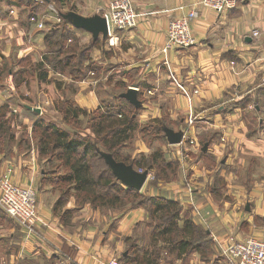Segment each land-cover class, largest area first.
Returning <instances> with one entry per match:
<instances>
[{
  "label": "crops",
  "instance_id": "obj_1",
  "mask_svg": "<svg viewBox=\"0 0 264 264\" xmlns=\"http://www.w3.org/2000/svg\"><path fill=\"white\" fill-rule=\"evenodd\" d=\"M112 1L47 5L36 16L43 29L29 22L28 10L12 6L0 13V106L8 104L15 117L10 127L20 130L28 115L44 112L26 98L20 103L21 97H35L38 85L50 86L51 79L57 99L73 86L72 101L89 113L104 110L103 102H108L96 94L106 89L99 84L105 79H114L113 87L124 84L120 98L135 90L138 106L125 101L139 109L137 123L166 124L164 139L153 143L158 149L148 152L161 151L165 161L178 164L177 179L169 183L153 184L152 171L134 169L147 172L138 192L178 202L220 257L193 251L172 264H231L224 256L228 247L251 238L264 241V0H237L234 9L221 14L202 7L200 0H130L138 24L116 31L115 46L108 45L107 36L93 35L72 22V14L102 18ZM191 10L197 12L191 25L194 46L163 54L169 23ZM59 28L71 37L64 49L74 43L79 57L87 52L82 64L89 70L77 81L48 66L45 80L34 71L51 54ZM22 61L28 64L26 70H21ZM18 72L29 75L28 86L24 79L15 86L13 74ZM114 97L108 98L113 105ZM165 130L181 133V142L170 145ZM41 162L33 145L24 152L14 143L0 145V178L8 174L12 183L35 189L38 211L34 233H29L0 208V264H107L124 254V239L146 218L145 212L103 215L89 205L76 207L73 199L59 204L55 195L41 190Z\"/></svg>",
  "mask_w": 264,
  "mask_h": 264
},
{
  "label": "trees",
  "instance_id": "obj_2",
  "mask_svg": "<svg viewBox=\"0 0 264 264\" xmlns=\"http://www.w3.org/2000/svg\"><path fill=\"white\" fill-rule=\"evenodd\" d=\"M42 1L45 6L37 5L35 0H0V3L6 2L7 5H11L10 7L28 10L32 13V17H36L38 11L45 10L47 5L60 6L64 0ZM53 37L57 38V41L50 49L51 54L44 57V62L36 64L34 68L38 79L45 80L47 77L46 66L55 71L59 70L74 81L85 76L89 69H85L82 63L87 57V52L81 53L79 57L77 46L74 43L64 49L67 40L71 38L64 28L56 29ZM24 62L19 63H22L21 70H25L28 65L26 61ZM21 76V72L13 74L15 86L20 85L18 84L20 80L16 84V79ZM119 94L115 95V98L120 104L113 105L112 102L102 101L105 103L104 110L96 109L90 113L79 109L72 100L70 101L66 97L61 100L57 99L54 103L55 110L61 114L63 119L74 122L83 115L88 119V127L84 136L79 132L70 135L67 131H61L52 124L46 123L47 125H45L43 121L36 122L33 127L35 132L40 134L36 146L38 155L40 157L45 155L55 157L60 162V166L63 164L62 167L65 171L60 180L71 185L75 194H81V199L85 202L82 205H89L92 210L103 215L117 211L125 212L120 211L121 209L145 212L146 218L137 223L132 234L124 239L125 252L117 258L118 264H172L173 260L180 257L182 253L209 251L211 241L208 240L207 233L189 220L187 211L178 202L160 199L157 196H148L135 189L125 187L116 179L106 164L104 155L107 153L114 161L131 166L135 170H155L153 184L158 181L169 183L177 179V162L165 161L161 151H154L148 155L142 153L140 158L137 160L134 158L131 161L122 156L121 151L126 148L134 132L138 131L144 138L154 135L155 138L162 140L166 124L151 122L147 127L140 126L136 119L139 109L128 104L125 99L119 97ZM110 95L112 93L108 96ZM0 110H8V104L0 106ZM10 116L13 122L15 117ZM1 127H3V121L0 119ZM3 138L5 137L0 134V140ZM98 145L103 148V151L98 149ZM91 158L97 161L96 164L92 165L89 162ZM91 162H93L92 159ZM94 167L97 168V171L94 170ZM70 199L69 191H66L58 199V203H66ZM77 201L74 199L76 207H81L82 205L77 204L79 202ZM142 225L154 230L150 241L152 240L155 246L158 243L163 244V247L155 248L151 253L140 252V256H138L137 245L145 236L143 234L136 235L135 229ZM166 255L172 256V260H167Z\"/></svg>",
  "mask_w": 264,
  "mask_h": 264
},
{
  "label": "rangeland",
  "instance_id": "obj_3",
  "mask_svg": "<svg viewBox=\"0 0 264 264\" xmlns=\"http://www.w3.org/2000/svg\"><path fill=\"white\" fill-rule=\"evenodd\" d=\"M11 5H7L6 2L4 3H0V13H8L9 12V8ZM51 11H54L53 9ZM26 70V68H25ZM107 70V69H102V71ZM106 72V71H105ZM104 72V73H105ZM106 75V74H105ZM32 78L33 82V76H30ZM23 79L24 81H26L27 86H28V79H29V75L28 74H24V76H21L20 78L16 79V84L18 80H21V83H23ZM27 79V80H26ZM107 79H110V81H106ZM104 80V82L99 83L102 87L104 85V87H106L105 90L99 89V92H96L97 97L99 99V97L103 100V101H112V100H108L109 98V94L112 93L111 96H114L119 94V93H124L125 92V86L124 84L122 85H118V87H113L114 85V79L111 78H107ZM53 79H51V82L49 83L50 86H40L38 85V88L36 89L35 97L32 96H26V97H21L20 99V103H22L23 98H26L25 100L29 102V104H34L35 106H40L42 109L44 108V112H41V109H39L38 111L41 112L43 115H39L38 117H34L32 114L28 115V118H26V126L31 125V130H26V126L23 127L20 130H16L14 128L9 127L10 124H12L14 122V118H13V122H12V117L9 116L10 111L8 110H0V119L3 121V127L0 128V134H2V136H4L5 138H3L2 140H0V143L2 146L5 147V144L7 143V145H10L12 143H14L15 145L18 146L19 150L21 152H24L26 150L29 149L30 145H33V147L36 148L40 134L39 132L36 133L35 129H34V124L38 121H43V123L45 125H47L46 123L52 124L54 126H56L59 130L61 131H67L70 135H72V133H77L79 132L82 136L85 135V131L86 128L88 127V119L85 116H79V118L77 119V121H71L69 119H63L61 114L58 113L55 109L56 107L54 106L55 101L57 100V96L53 95L52 93V85H53ZM113 81V82H112ZM34 84V83H33ZM32 84H30L31 87ZM72 85V84H70ZM116 86V85H115ZM48 87V88H46ZM72 87V89L70 88H66L64 90V93L62 94L64 97L68 98L70 101L72 100V95L75 94V89H73V86H69ZM28 88V87H27ZM34 89V87L32 88ZM53 95V96H52ZM48 100V101H46ZM22 101V102H21ZM114 101H115V105L120 104L117 99L114 97ZM26 103V102H24ZM48 105V106H47ZM56 111V112H55ZM11 115V114H10ZM24 116V114L22 115ZM30 116V117H29ZM22 121V120H20ZM151 123V122H150ZM150 123L144 125V127H147ZM72 127V128H71ZM4 133V134H3ZM10 138V139H8ZM157 138L153 136H147L144 138V136H142V134L140 135V133L138 131L134 132L131 135V139L128 143V145L126 146L125 149H123L121 151L122 156L127 157L128 160H133L134 158L137 160L138 158H140V155L143 153L144 155H148V151H152L154 149L157 148L156 144H157ZM153 143H156L153 145ZM98 149H100L101 151H103V148L98 145ZM158 149V148H157ZM156 149V150H157ZM106 155H108L106 153ZM48 156V157H47ZM109 156V155H108ZM42 158V162H41V168L43 170L44 176H43V180H42V188H46L51 194L55 195V197H57V199H60L64 193L66 191H69V199H77L79 205H82V203L85 204V202H83L84 200L81 199V194L77 195L72 191V187L71 185L67 184L66 182H61L60 177L63 174V172L65 171L64 168L62 167V165L60 166V162L58 160H56L55 157H50L49 155H45ZM91 159L93 162H91ZM89 160V162L94 165L96 164L97 161H95L94 158H91ZM47 160V161H46ZM94 163V164H93ZM142 164V163H141ZM106 165V164H105ZM100 166V165H98ZM107 166V165H106ZM102 167V165H101ZM94 170L97 171V168L94 167ZM140 169H138L137 171H139ZM152 173H155V170H152ZM78 196V197H76ZM52 197V196H49ZM65 201V200H63ZM128 208V205L126 206V209ZM120 211H125V212H114L116 215L117 214H125L127 211L121 209ZM112 213V212H111ZM154 230L150 229L148 226L142 225L139 226L135 229V234L138 236H141L142 234L145 236L142 241H139L137 248L139 249V251L137 252L138 256H140V252L144 253L145 251H147V253H151L154 252L155 248H160L163 247V244H156V246L152 243V240L150 241V237L151 235H153ZM212 243V242H211ZM212 246V244H211ZM210 246V250L207 251L208 253H212L214 256H218V253H215V248L214 245L213 247ZM137 250V249H136ZM212 251V252H211ZM205 253V256L208 257L209 254ZM167 256V255H166ZM162 257H165L164 255H162ZM161 257V258H162ZM172 256H167V260L171 259Z\"/></svg>",
  "mask_w": 264,
  "mask_h": 264
},
{
  "label": "built area",
  "instance_id": "obj_4",
  "mask_svg": "<svg viewBox=\"0 0 264 264\" xmlns=\"http://www.w3.org/2000/svg\"><path fill=\"white\" fill-rule=\"evenodd\" d=\"M43 3L42 0H35ZM199 4L214 13L221 14L232 10L237 5V0H200ZM51 11V10H50ZM107 26L108 45H117L116 31L129 30L137 26L138 15L130 0H114L103 15ZM197 18V12L191 10L186 16L172 20L166 30V39L161 50L167 54L174 49H188L195 44L191 33V25ZM29 22L37 29H43L44 22L36 17H31ZM253 36H258L254 32ZM194 144V142H190ZM0 208L4 214L24 227L29 233H34L33 227L38 220L37 192L33 188H25L11 182L8 174L0 178ZM224 256L231 264H264V241L251 238L241 243L228 247ZM107 264H118V259L113 257Z\"/></svg>",
  "mask_w": 264,
  "mask_h": 264
},
{
  "label": "water",
  "instance_id": "obj_5",
  "mask_svg": "<svg viewBox=\"0 0 264 264\" xmlns=\"http://www.w3.org/2000/svg\"><path fill=\"white\" fill-rule=\"evenodd\" d=\"M70 17L76 27L85 29L86 31L91 32L93 35H97L100 33L103 36H107L106 21L103 17L86 19L75 14H72ZM121 97L132 105L138 106L135 90L130 89L127 91V93L122 94ZM28 109L37 113L39 112L37 109H33L30 107H28ZM165 135L170 145H177L181 142V133H174L171 130H165ZM206 148L207 145L204 146L203 151H205ZM104 159L106 164L111 169L113 175L125 187L135 189L136 191H140L142 189L146 180L147 172L139 173L135 171L131 166H127L123 163L114 161L108 155H104Z\"/></svg>",
  "mask_w": 264,
  "mask_h": 264
}]
</instances>
